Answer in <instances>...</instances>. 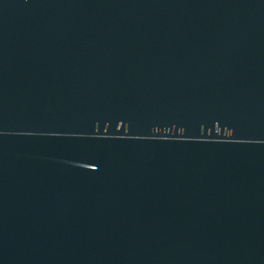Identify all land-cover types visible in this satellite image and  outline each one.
Wrapping results in <instances>:
<instances>
[{"label": "water", "instance_id": "obj_1", "mask_svg": "<svg viewBox=\"0 0 264 264\" xmlns=\"http://www.w3.org/2000/svg\"><path fill=\"white\" fill-rule=\"evenodd\" d=\"M0 264H264V0H0Z\"/></svg>", "mask_w": 264, "mask_h": 264}]
</instances>
